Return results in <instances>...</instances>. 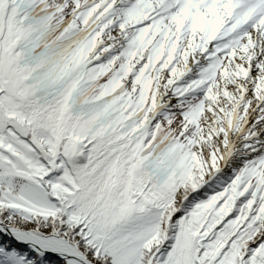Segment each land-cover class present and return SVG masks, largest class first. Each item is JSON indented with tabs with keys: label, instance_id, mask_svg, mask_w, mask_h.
<instances>
[{
	"label": "snow or ice",
	"instance_id": "snow-or-ice-1",
	"mask_svg": "<svg viewBox=\"0 0 264 264\" xmlns=\"http://www.w3.org/2000/svg\"><path fill=\"white\" fill-rule=\"evenodd\" d=\"M0 264H264V0H0Z\"/></svg>",
	"mask_w": 264,
	"mask_h": 264
}]
</instances>
